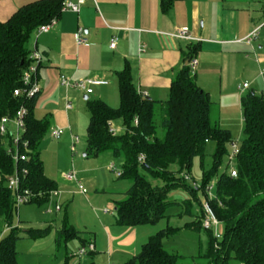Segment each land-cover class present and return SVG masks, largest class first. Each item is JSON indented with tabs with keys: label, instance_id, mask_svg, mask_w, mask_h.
I'll use <instances>...</instances> for the list:
<instances>
[{
	"label": "trees",
	"instance_id": "16d2710c",
	"mask_svg": "<svg viewBox=\"0 0 264 264\" xmlns=\"http://www.w3.org/2000/svg\"><path fill=\"white\" fill-rule=\"evenodd\" d=\"M62 1L34 0L0 21V119L12 117L24 105L27 113L23 138L30 149L27 160L15 163L6 152L8 140L0 134V219L9 228L8 234L0 238V264H17L15 242L21 235L37 238L48 231V228L12 227L17 207L6 179L16 169L26 168L22 186L42 193L31 202L37 205L48 201L49 191L57 188L56 182L44 173L38 149L49 130V119H38L34 114L37 94L24 98L14 96L13 90L20 86L22 72L29 63L31 34L39 25L60 16ZM175 1L160 0L161 11L167 12ZM197 49L198 45L194 44L183 52L184 65L171 81L165 100L142 96L133 84L127 64L116 73L117 107L98 98L87 99L85 154L97 156L108 150L114 157L122 158L118 177L127 179L129 187L115 202V224L121 226L154 224L166 217L167 208L175 204H182L191 215V201L171 200L169 191L180 186L197 200V190L204 192L211 177L216 175L215 198L209 204L224 230L219 238L208 231L204 254L207 264H264V96L250 90L240 97L243 138L235 159L237 175L233 178L228 173L218 174L232 137L228 129L218 124L215 113L212 118L215 104L196 83L188 63L185 64ZM109 121L120 123L116 135L110 134ZM210 143L213 144L211 166L205 170L201 161L202 183L199 187L190 186L181 174L189 173L193 159H202ZM140 154L144 155L143 162L138 161ZM173 165L176 171L171 168ZM147 174L159 183H152ZM199 205V213L186 223V228L193 231L202 229V204ZM176 231L171 226L156 231L122 264H177L181 255L170 253L163 245V239ZM79 233L64 219L58 239L66 243L78 239Z\"/></svg>",
	"mask_w": 264,
	"mask_h": 264
},
{
	"label": "crops",
	"instance_id": "0c3cea01",
	"mask_svg": "<svg viewBox=\"0 0 264 264\" xmlns=\"http://www.w3.org/2000/svg\"><path fill=\"white\" fill-rule=\"evenodd\" d=\"M31 1L34 0H0V21ZM183 26L188 27L194 41L167 35ZM257 26H260L258 38L250 44L243 42ZM78 27L83 28L87 45L75 43L73 35ZM113 37L117 39L116 44L110 48ZM194 44L198 45L194 55L197 60L195 80L216 105L218 124L228 129L222 124L224 121L221 122V111L228 109L229 105L238 107L243 123L240 97L250 90L262 95L264 92V73L260 72L264 67L263 0H176L167 12L161 11L160 0H87L78 13L61 12L52 29L37 37L32 33L29 38V52L36 49L41 54L35 78L39 91L34 114L38 119L47 117L49 129H63L56 140H61L64 132L69 131V137L65 136L59 145L63 147L69 142L74 150L78 142L72 144L71 136L75 134L70 117L75 116L80 97L85 104L87 99L98 98L116 107L119 104L116 73L127 64L138 92H145L146 97L154 100H165L171 81L184 65L183 52ZM143 45L145 49L139 51ZM60 75L74 80L99 78L108 83L94 86L90 94L93 97H90L77 89L61 86ZM244 82L248 83V87L241 90ZM67 101L71 104L70 108H66ZM113 123L121 129L119 122ZM44 173L49 177L45 169ZM128 187L129 184L120 192V197ZM62 195L60 191L59 199ZM145 225H103L98 235L77 229L82 232L76 240L80 246L90 241L94 243L95 249L87 254V257L90 256L87 259L96 258L98 264H122L135 255L145 241L141 235L130 230L132 235H136L134 241L137 244L132 242L131 247L122 248L120 257L115 260L113 234L116 235L120 227L128 229V233L127 227L137 229L147 227ZM99 249L107 251L104 253L107 254V257L104 255L107 258L105 261Z\"/></svg>",
	"mask_w": 264,
	"mask_h": 264
},
{
	"label": "rangeland",
	"instance_id": "374dc122",
	"mask_svg": "<svg viewBox=\"0 0 264 264\" xmlns=\"http://www.w3.org/2000/svg\"><path fill=\"white\" fill-rule=\"evenodd\" d=\"M118 96L117 104L119 102ZM90 97H93V95H90ZM76 105L79 106L78 110L75 108L77 110L75 116L71 115L70 117V123L71 125L73 124V134L79 137L74 150L71 149L69 142L64 144L63 147L59 145L65 136L69 137V131L64 132L65 134H63L61 140L52 138L50 131H48L39 143L38 149L45 172L51 179L56 181L57 190L63 192V195L60 199L59 197H53L40 205L28 203L20 205L16 209L12 227L16 226L20 230L48 228L44 236L37 238L24 236L16 240L17 264H98L96 258L87 259L90 257H87V254L81 257L77 255V251L80 248L78 240L72 239L66 243L63 240H59L58 231L60 226L63 220L66 219L75 228L98 235V231H101L103 225H115V202L123 197H120V192L124 191L126 185L129 184L127 179L118 177L122 158L114 157L108 150L99 153L97 156L84 155L86 152V126L89 113L85 100L81 99V97ZM216 108V105L213 106V119L214 113L216 115ZM221 114V122L224 121L222 124L229 129L232 139L240 142L243 134L242 119L238 107L229 105L228 109L221 111ZM161 134L162 131L159 130V135ZM67 139L69 140V138ZM212 148L213 144H208L203 158L195 157L193 159L188 173L190 180L186 181L188 185H196V187L201 185V161L204 169L208 170L211 166ZM111 163L114 164L115 171L108 168ZM233 166L234 161L229 163L227 157L224 156L217 173H228ZM171 168L174 171L177 170L175 165ZM68 172L76 174L77 180L85 188L87 195L80 194L77 192L78 190L75 191L77 188L75 183L70 184L63 179V175ZM146 176L152 183H159L158 180L152 178L149 174ZM215 184L216 175H213L206 186L212 185L215 187ZM214 193L213 188L212 195ZM168 198L176 201L189 199L191 201L189 208H191L192 214H188L182 204H175L167 208L166 217L161 218L154 224L145 225L147 227H137V229L127 227L129 228L128 233V229L120 227L118 233L116 235L113 234L112 248L115 250L113 255L115 260L120 257L119 251L122 248L131 247L132 242L137 244L134 241L136 235H141L142 239L147 241L148 237L156 231L171 226L176 228L177 231L163 239V245L170 253L181 255L177 264H207L204 254L207 250L210 233L204 229L198 231L188 229L186 228V223L192 221L195 215L199 213V202L203 204L207 198L212 197L206 193V190L202 192L198 189L196 200L185 188L178 186L169 191ZM55 201L60 205L61 211L47 213L45 210L48 207H52ZM104 209L112 211V213L101 215V211ZM130 230H134L136 235H132ZM223 230L224 225L219 222L216 230L213 229V233L216 231L221 237ZM8 232L9 228L0 219V238L7 235ZM21 234L22 232H20ZM99 251H101L99 253H102L105 261L107 258L104 255L107 257V254L104 253H107V251L103 249H99ZM112 261H114L113 258Z\"/></svg>",
	"mask_w": 264,
	"mask_h": 264
},
{
	"label": "built area",
	"instance_id": "2783aa9c",
	"mask_svg": "<svg viewBox=\"0 0 264 264\" xmlns=\"http://www.w3.org/2000/svg\"><path fill=\"white\" fill-rule=\"evenodd\" d=\"M87 0H63L60 12L64 11H72L74 13H78L81 9V6L86 2ZM264 2V0H263ZM58 17L52 18L50 21L43 23L37 27V29L33 32L35 36L37 37L41 33L48 32L50 29H52L56 22ZM259 27H255L242 41L245 43L250 44L252 41L256 40L259 36ZM170 37L177 38V39H184L188 41H194L195 38L191 36L189 33V29L186 26L180 27L176 29L174 32L167 34ZM74 40L77 45H87L88 39L84 35L83 28L78 27L77 30L74 33ZM116 37H113L111 39V42L109 44L110 48H114L116 44ZM145 49L144 45L139 47V51H143ZM29 63L27 67L23 70L21 75V81L20 86L15 88L13 90L14 96H22L24 98H31L35 96L39 88L36 85L35 78L38 70V66L40 64L41 60V54L36 50H31L28 55ZM197 65L196 58H192L190 61H188V67L191 74H194L195 68ZM261 73H264V67L260 69ZM59 83L64 88H74L79 90L80 92L90 95L93 92V87L98 85H106L108 83L107 80L99 79V78H84V79H70L69 77L65 75L59 76ZM248 87V83L244 82L240 86V89L243 90L244 88ZM142 96H146L145 92H140ZM264 96V92H263ZM71 104L67 101L66 108H70ZM27 113V109L24 105H21L19 109L16 111V113L12 116H3L0 119V134L8 140V143L6 144V152L11 155L13 161L15 163L20 161H25L28 159V153L30 152L28 141L23 138V135L25 133V116ZM109 132L111 135H116L120 128L115 126L113 121L108 122ZM50 136L54 139H57L61 136L63 129L62 128H50ZM72 144L74 145L79 141L78 136H71ZM240 142L238 140H230L227 143L228 146V153L226 154L227 160L229 163L234 161V166L230 168L228 171V175L230 177H236L237 170L235 167V159L236 156L239 153L240 149ZM139 162L144 161V155L140 154L138 157ZM110 169L115 171L116 168L113 164H110ZM27 174L26 168H21L20 171L17 169L10 174L6 179V185L11 190L14 196V203L15 206L18 208L20 205L31 203L33 199L37 198L38 196H41L42 193L38 192L35 193L31 191L29 188H24L22 186V179ZM181 176L184 178V180H190V176L188 173H183ZM63 178L74 182L77 190L82 194H87V191L85 188L82 187L79 180L76 178V174L74 172H68L63 175ZM214 186L208 185L205 187L206 193L211 196L212 198H207V200L202 204V217H201V226L202 229L210 231L213 233V229L216 230L217 225L219 224V220L217 219L212 207L209 204V200L215 198V195H212V190ZM60 194V191L57 189H53L49 191V198L58 197ZM61 209L60 205L56 202L52 207H48L45 211L47 213L57 212ZM103 213H111L112 211H109L107 209L102 210ZM213 236L216 238H219L220 236L216 231H214ZM95 246L92 241L81 245L80 248L77 251L78 256H83L86 254L91 253L94 251Z\"/></svg>",
	"mask_w": 264,
	"mask_h": 264
},
{
	"label": "water",
	"instance_id": "95a60500",
	"mask_svg": "<svg viewBox=\"0 0 264 264\" xmlns=\"http://www.w3.org/2000/svg\"><path fill=\"white\" fill-rule=\"evenodd\" d=\"M187 63H188V61L185 62V64H187Z\"/></svg>",
	"mask_w": 264,
	"mask_h": 264
}]
</instances>
